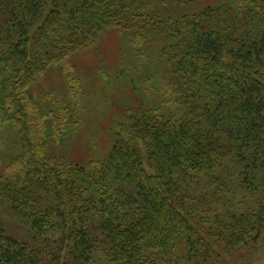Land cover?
Masks as SVG:
<instances>
[{
  "label": "trees",
  "instance_id": "1",
  "mask_svg": "<svg viewBox=\"0 0 264 264\" xmlns=\"http://www.w3.org/2000/svg\"><path fill=\"white\" fill-rule=\"evenodd\" d=\"M185 1L0 0V63L9 65L0 66V112L23 147L11 159L18 182L5 184L3 199L34 233L58 236L45 250L0 227V264H89L97 243L108 246L112 264H152L151 249L202 243L184 183L232 154L247 171L264 169V0L224 14L187 13ZM111 31L144 46L164 43L177 110H139L138 100L114 124L108 158L88 165L49 158L72 120L66 108L45 111L31 87Z\"/></svg>",
  "mask_w": 264,
  "mask_h": 264
},
{
  "label": "rangeland",
  "instance_id": "2",
  "mask_svg": "<svg viewBox=\"0 0 264 264\" xmlns=\"http://www.w3.org/2000/svg\"><path fill=\"white\" fill-rule=\"evenodd\" d=\"M238 6L240 12H247V0H186L182 10L193 13L211 8L224 14L236 12ZM171 7L170 3L162 6L161 12ZM99 42L94 48L74 53L31 87L45 111L60 114L66 108V116L72 120L64 142L49 146V158L82 165L108 158L114 124L128 110H137L138 100L144 101L139 110H177L167 64L160 55L162 41L144 46L111 31ZM0 66L9 65L1 61ZM135 87L138 96L132 94ZM6 115L0 112V227L14 239L50 250L58 236L34 233L3 199L5 184L12 180L17 184L19 179L11 159L23 150L22 138ZM215 163L212 173L193 176L183 187L198 210L191 225L202 243L193 241L197 246L190 249L186 242L177 241L169 249H151L147 258L152 264L153 260L154 264H264V169L247 171L238 165L234 154L215 159ZM145 167L150 174L155 172L148 162ZM101 246L97 243L94 247L89 264H112L104 253L108 246Z\"/></svg>",
  "mask_w": 264,
  "mask_h": 264
}]
</instances>
